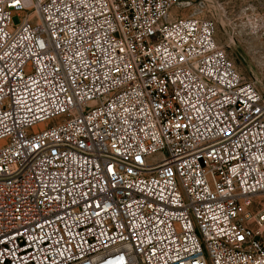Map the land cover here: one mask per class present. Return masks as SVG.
<instances>
[{"label": "built area", "instance_id": "built-area-1", "mask_svg": "<svg viewBox=\"0 0 264 264\" xmlns=\"http://www.w3.org/2000/svg\"><path fill=\"white\" fill-rule=\"evenodd\" d=\"M206 5L0 0V264H264V93Z\"/></svg>", "mask_w": 264, "mask_h": 264}, {"label": "rangeland", "instance_id": "rangeland-1", "mask_svg": "<svg viewBox=\"0 0 264 264\" xmlns=\"http://www.w3.org/2000/svg\"><path fill=\"white\" fill-rule=\"evenodd\" d=\"M191 9L175 4L173 12ZM206 10L216 21L218 43L264 93V0H207Z\"/></svg>", "mask_w": 264, "mask_h": 264}]
</instances>
